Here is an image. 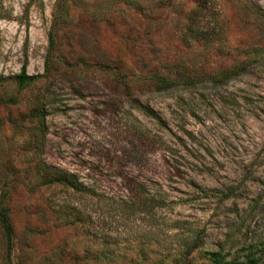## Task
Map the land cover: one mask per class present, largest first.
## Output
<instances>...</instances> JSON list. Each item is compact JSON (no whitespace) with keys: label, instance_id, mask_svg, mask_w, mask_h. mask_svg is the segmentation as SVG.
<instances>
[{"label":"rangeland","instance_id":"1","mask_svg":"<svg viewBox=\"0 0 264 264\" xmlns=\"http://www.w3.org/2000/svg\"><path fill=\"white\" fill-rule=\"evenodd\" d=\"M0 77V264H264V0H0Z\"/></svg>","mask_w":264,"mask_h":264},{"label":"trees","instance_id":"2","mask_svg":"<svg viewBox=\"0 0 264 264\" xmlns=\"http://www.w3.org/2000/svg\"><path fill=\"white\" fill-rule=\"evenodd\" d=\"M208 10L207 3H202L199 5L197 10L193 13V15L190 17L191 20V31L193 32L194 37L196 35H199L201 37V30L195 29L200 28L199 27V18L201 17V13ZM56 46V40L54 39V35H51V41H50V48H49V54L52 55V52L54 51ZM50 57V55H49ZM49 61L47 62V72L49 71ZM42 76H29L27 74V64L25 63L22 67L21 73L17 76H15V81L17 82V85L20 90H24L25 88L31 86L35 82H37ZM0 81H4L3 78L0 77ZM164 85H168L169 83L165 80L160 81ZM128 92L131 91L130 87H125ZM130 96V95H129ZM147 113L150 111L147 109ZM49 173H48V183L49 184H59L64 187H67L69 189H72L76 192H86L87 189L80 183L76 175L67 172L63 169H60L58 167L50 166ZM0 223L3 226V229L5 230V235L7 240H10L13 228L10 220V211L8 207L1 205L0 206ZM264 252V251H263ZM208 259L210 260L211 264H262V259L256 258L255 256H248L247 259L241 261L239 259H228L226 254H223L221 250L219 251H208L207 252Z\"/></svg>","mask_w":264,"mask_h":264}]
</instances>
